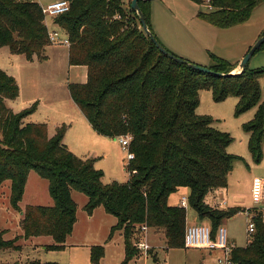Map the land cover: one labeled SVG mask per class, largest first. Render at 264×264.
Wrapping results in <instances>:
<instances>
[{
    "label": "trees",
    "instance_id": "16d2710c",
    "mask_svg": "<svg viewBox=\"0 0 264 264\" xmlns=\"http://www.w3.org/2000/svg\"><path fill=\"white\" fill-rule=\"evenodd\" d=\"M150 1L140 0L139 5L154 33ZM192 1L212 7L200 12L205 21L228 28L245 22L264 0ZM70 3V10L54 21L70 39L69 64L88 69L86 82L68 84L70 95L98 134L112 138L130 134L134 158L126 166V183H105L103 171L95 167L96 158L77 156L66 146V125L49 136L45 123L25 122L35 107L16 113L7 106L6 100L18 97L19 85L0 70V187L11 181V203L23 215V237L51 236L54 243L49 247L62 249L77 221L78 206L72 196L77 190L86 194L89 214L103 206L117 217L112 235L126 228L122 264L137 254L131 230L138 232L144 223L162 231L167 249L184 247L186 208L168 202L171 193L181 187L189 188L191 207L199 219L211 222L214 237L223 221L238 210L212 208L206 196L228 186L237 157L227 152L231 136L215 129L212 118L197 114L199 92L211 89L216 101L238 97L237 113L257 106L254 119L244 128L250 133V152L260 162L264 67L247 66L225 77L199 72L163 54L143 30L137 12L131 5L125 8L122 0ZM49 44L45 16L37 1L0 0V47L7 45L31 60L44 59ZM214 58L217 63L210 67L214 71L230 73L236 68ZM31 170L48 181L53 204L30 205L23 211L19 203ZM16 241L4 240L0 231V249L18 248ZM104 255L103 246L92 247L94 264ZM232 259L233 264H264V223L260 219L252 239L236 247ZM26 264L58 263L34 260Z\"/></svg>",
    "mask_w": 264,
    "mask_h": 264
},
{
    "label": "rangeland",
    "instance_id": "374dc122",
    "mask_svg": "<svg viewBox=\"0 0 264 264\" xmlns=\"http://www.w3.org/2000/svg\"><path fill=\"white\" fill-rule=\"evenodd\" d=\"M35 1L46 6L52 0ZM122 2L125 8H129L132 0ZM150 6L156 11L151 25L160 43L174 55L204 67L210 68L217 63L214 56L226 61L230 67H237L264 33V1L253 9L245 22L228 28L215 26L199 15L200 12L209 11L207 4L192 0H151ZM47 21L49 28L65 34L51 17H47ZM45 54L44 59L30 60L23 53L13 52L7 45L0 47V70L14 77L19 85V95L11 103L12 107L17 113L35 107L25 119L45 123L50 136L55 135L58 127L66 125L65 142L73 153L80 157L90 155L96 158L95 167L103 171L105 183H126L129 179L126 167L128 150L123 148L119 138L97 134L90 125H86L88 120L70 95L68 83L74 70L70 73L68 46L50 43ZM248 67H264V44L253 54ZM233 71L239 73L241 70ZM260 85V101L264 102V77L260 79ZM199 99L197 114L212 118L215 129L231 136L233 140L227 152L237 157L228 178V186L210 192L206 202L215 209L238 210L222 224L227 229L229 239L237 247H244L249 238L247 216L242 211L254 205L253 179L256 176L264 177V152L262 160L257 162L249 149L250 133L244 128L254 119L257 106L237 113L238 97L229 96L216 101L213 91L207 88L200 90ZM28 176L27 192L19 203L20 209L24 211L30 205H52L48 181L35 170H31ZM73 194L78 204V222L64 247L53 249L49 247L54 243L51 236L23 237V215L11 203V181H5L0 187V231L6 241L17 239L15 244L19 247L0 249V264H26L34 260L58 264H94L91 261V249L95 245L105 249L104 260L100 264H119L124 256L126 228L116 230L112 235V228L118 224L117 217L105 214L103 208L94 209V214H89L85 209L86 194L77 190ZM183 196H187L189 201V188L181 187L171 193L168 202L177 206ZM223 201L226 204L219 206L218 203ZM186 212L189 223L194 224L196 211L190 203ZM200 223L211 226L207 218L200 219ZM161 232L159 229H150L149 234L152 253L158 251L161 263L151 256L145 259L138 250L133 259L140 258V264H216L221 255L218 250L185 247L173 248L166 254L165 237ZM131 234L134 244L137 229H132Z\"/></svg>",
    "mask_w": 264,
    "mask_h": 264
},
{
    "label": "built area",
    "instance_id": "2783aa9c",
    "mask_svg": "<svg viewBox=\"0 0 264 264\" xmlns=\"http://www.w3.org/2000/svg\"><path fill=\"white\" fill-rule=\"evenodd\" d=\"M70 0H53L46 6H41L45 16V23L48 28V37L50 43H62L70 47L71 42L66 34H62L58 29L49 28L47 17L53 20L70 10ZM132 136L124 134L119 137V141L123 148L128 150V160L134 158V153L130 150ZM252 197L254 205L244 208L247 216V234L249 240L252 239L256 231V220L260 219L264 223V177L256 176L253 179ZM189 204L188 197L183 196L180 206L186 208ZM219 206L226 204V201L218 203ZM138 234L135 238L134 245L139 253L143 254L145 259L150 256L153 246L149 240L150 228L147 224H141L138 227ZM185 248H201L207 250H219L221 255L216 260V264H233L232 253L237 247L234 242L229 239L228 232L224 225H220L213 237L212 227L205 223L188 224L184 234Z\"/></svg>",
    "mask_w": 264,
    "mask_h": 264
},
{
    "label": "water",
    "instance_id": "95a60500",
    "mask_svg": "<svg viewBox=\"0 0 264 264\" xmlns=\"http://www.w3.org/2000/svg\"><path fill=\"white\" fill-rule=\"evenodd\" d=\"M139 1L140 0H132L131 2V8L137 12L138 16H139V20L141 23V26L143 28V30L145 31V33L147 34L148 37L151 38V40L155 43V45L157 46V48L165 55H167L169 58L175 60L178 63H182V64H186L187 66H189L190 68L197 70L199 72H203V73H207V74H211L214 76H218V77H225V76H230L234 73H237L235 71H232L230 73H224V72H220V71H214L212 69H210L209 67H204V66H200L197 64H194L190 61H187L183 58H180L176 55H174L173 53H171L169 50H167V48H165L160 42L159 40L155 37L154 33L152 32V30L150 29L146 18L140 8L139 5ZM264 43V35H262L260 37V39L256 42V44L250 49V51L246 54V56L244 57V59L242 60V62L236 67L238 70L243 71L247 66H248V62L251 59V57L253 56V54L262 46V44ZM240 71V72H241Z\"/></svg>",
    "mask_w": 264,
    "mask_h": 264
},
{
    "label": "crops",
    "instance_id": "0c3cea01",
    "mask_svg": "<svg viewBox=\"0 0 264 264\" xmlns=\"http://www.w3.org/2000/svg\"><path fill=\"white\" fill-rule=\"evenodd\" d=\"M53 1V0H52ZM208 7H209V9H212V7L211 6H209L208 5ZM155 15H156V11H155V9L154 8H151V20L153 19V18H155ZM56 24V23H55ZM57 25V24H56ZM58 26V25H57ZM59 27V26H58ZM68 49H69V47H68ZM45 56H46V54H45ZM46 58V57H45ZM34 59H39V58H37V57H34L33 58V60ZM69 66H70V73H71V71H73V73H71V76H72V74H73V76L71 77V81H69V83H71V82H76V83H84V82H86L87 81V71H88V69H87V66H85V65H70L69 64ZM235 69H237V68H235ZM68 83V84H69ZM15 99H13V100H6V104H7V106L9 107V108H11L14 112H16L17 113V111H15L14 110V108L12 107V105H11V103L14 101ZM33 121H35V120H33ZM25 122H30V121H28L27 119H25ZM86 125H90L91 126V124L88 122V124H86ZM92 127V126H91ZM48 129V128H47ZM92 129H93V127H92ZM95 131V130H94ZM96 132V131H95ZM97 133V132H96ZM49 134V133H48ZM98 134V133H97ZM66 135V134H65ZM50 136V135H49ZM115 139V138H114ZM63 141H64V143L66 144V142H65V137H64V139H63ZM67 145V144H66ZM84 157H93V156H90V155H86V156H84ZM29 174H30V172H29ZM28 178H29V176H28ZM27 185H28V181H27ZM27 185H26V188H25V193H24V196L26 195V192H27ZM48 187H49V183H48ZM24 196H23V198H24ZM72 196H73V198H74V194H73V192H72ZM53 200V199H52ZM53 203V202H52ZM180 205V204H179ZM77 206H78V204H77ZM101 208H103L104 209V207L103 206H98V207H96L95 208V210L94 211H97L96 209H101ZM103 211H105L104 213L105 214H107L108 212H106V210L104 209ZM93 214H94V212H93ZM91 219H93V216H92V218ZM193 221L195 222V223H200V219H199V217H198V215H197V213H196V215H195V217H194V219H193ZM78 222V216H77V221H76V223ZM76 223H75V225H76ZM188 224H190L189 223V221H188V217H187V224L186 225H188ZM75 225H74V228H75ZM119 231H122V230H119ZM74 232V229H73V231H72V233ZM116 232V231H115ZM114 232V233H115ZM72 233L70 234V235H72ZM69 235V236H70ZM114 235V234H113ZM232 242H234V241H232ZM235 243V242H234ZM167 249V248H166ZM172 248H170V249H167L166 251V254L168 253V251L169 250H171ZM213 251H216V250H213ZM219 251V250H218ZM105 256V255H104ZM150 256L151 257H153L154 258V260L155 261H157V262H160L161 263V259H160V257H159V253H158V251L157 250H155V251H153V253H152V251L150 252ZM149 258V257H148ZM124 259H125V243H124V256H123V259H122V261L119 263V264H122V262L124 261ZM138 259H139V261H140V258H135V259H132L130 262H128V264H140L139 263V261H138ZM104 260V257L100 260V263L102 262ZM205 260V259H204ZM99 263V264H100ZM204 264V263H203Z\"/></svg>",
    "mask_w": 264,
    "mask_h": 264
}]
</instances>
